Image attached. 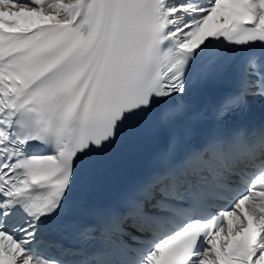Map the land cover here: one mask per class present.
<instances>
[{
    "label": "snow or ice",
    "instance_id": "6c2138e0",
    "mask_svg": "<svg viewBox=\"0 0 264 264\" xmlns=\"http://www.w3.org/2000/svg\"><path fill=\"white\" fill-rule=\"evenodd\" d=\"M216 75L193 144L186 97ZM255 100L264 0H0V264H264V121H226ZM138 119L168 132L154 168L82 231L98 248L45 255L84 158Z\"/></svg>",
    "mask_w": 264,
    "mask_h": 264
},
{
    "label": "bare ground",
    "instance_id": "6f19581e",
    "mask_svg": "<svg viewBox=\"0 0 264 264\" xmlns=\"http://www.w3.org/2000/svg\"><path fill=\"white\" fill-rule=\"evenodd\" d=\"M144 146H145L144 153L145 154L149 153L148 145L144 144ZM106 148H111L113 150L115 149L117 153H120L126 150L125 164L130 174V165L134 163V158L130 155V137L122 130L119 139L116 140L114 143L107 145L103 149H106ZM84 164H88V158H84L82 166Z\"/></svg>",
    "mask_w": 264,
    "mask_h": 264
}]
</instances>
